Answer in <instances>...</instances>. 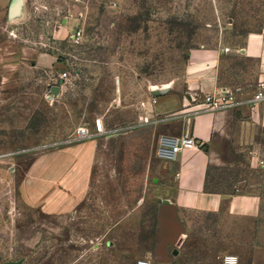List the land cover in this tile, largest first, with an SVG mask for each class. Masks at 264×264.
<instances>
[{"label": "rangeland", "instance_id": "374dc122", "mask_svg": "<svg viewBox=\"0 0 264 264\" xmlns=\"http://www.w3.org/2000/svg\"><path fill=\"white\" fill-rule=\"evenodd\" d=\"M249 32L264 33V0H27L23 20L0 19V50L56 56L50 75L22 68L16 82L11 69L0 83V264H137L149 257L153 264H220L223 254L264 264V152L262 166H252L248 136L234 148L228 173L240 180L232 192L260 197V214L232 217L225 208L178 218L184 233L177 254L154 259L159 200L149 195V164L160 160L153 155V123L141 116L145 102H155L153 85L171 84L172 93L184 94L195 50L239 47ZM223 64L246 75L256 68L229 57ZM58 70L68 79L55 96L50 84ZM97 117L111 134L73 140L80 128L93 130ZM244 125L246 135L262 140V130ZM90 142L81 200L54 212L34 206L24 184L30 164Z\"/></svg>", "mask_w": 264, "mask_h": 264}, {"label": "crops", "instance_id": "0c3cea01", "mask_svg": "<svg viewBox=\"0 0 264 264\" xmlns=\"http://www.w3.org/2000/svg\"><path fill=\"white\" fill-rule=\"evenodd\" d=\"M12 2L0 0V19L7 14L9 22L23 20L27 14V0H23L22 16L13 19L10 18ZM60 32L62 30H57L56 36ZM233 47L229 53L224 51L225 47L195 50L187 67L184 94L172 93L169 87L165 93L153 95L152 88L150 92L155 102H145L141 114L144 120L153 123V135L157 138L155 158L158 140L163 134L194 137L200 144L184 150L174 161L157 158L160 161L152 160L149 164L154 175V192L149 195L159 202L169 201L176 205L180 221L194 213L218 215L225 208L230 216L238 218H255L261 211L258 195L232 192V187L240 180L228 172L232 168L234 148L244 146L246 136L251 140L247 150L251 154L252 166H262L259 160L264 152V133L262 140L256 133L246 135L244 123L249 121L256 130L264 132V101L254 100L258 85L264 82V33L249 32L241 46ZM225 57L247 60L256 68L249 75L238 68L231 67L229 71L223 64ZM55 65L56 56L53 54L38 52L33 57L27 48L0 50V83L5 85L8 82L11 69L17 82L22 68L28 73L34 68L45 69L50 75L49 68ZM63 71H57L56 82L50 84L51 92L55 85H60L59 94L62 93L66 80L59 77ZM61 80H64L63 84ZM220 91L227 93L230 103L210 108L207 95ZM94 130L93 125L90 131ZM91 144L62 147L39 155L26 170L24 184L29 201L47 212L75 206L86 192L83 184L95 148ZM223 255L219 257L220 264Z\"/></svg>", "mask_w": 264, "mask_h": 264}, {"label": "built area", "instance_id": "2783aa9c", "mask_svg": "<svg viewBox=\"0 0 264 264\" xmlns=\"http://www.w3.org/2000/svg\"><path fill=\"white\" fill-rule=\"evenodd\" d=\"M83 36V29L79 27L75 30L72 35L74 41H80ZM224 51L229 53L231 51L230 47H225ZM61 79H68V72L63 71L60 74ZM255 101H264V82L258 85L255 97ZM207 103H209L210 108L216 109L219 107L226 106L230 103V97L226 92L220 91L216 94H208L206 98ZM94 132H91L88 128H80L73 140L83 141L94 136L109 135L113 132L106 127L103 117H97L94 121ZM200 144L197 143L194 137L187 136H174L163 134L159 137L157 148H156V157L165 160V161H174L178 156L188 149L198 147ZM152 258H142L137 261V264H153ZM221 264H240V258L235 254H225L221 258Z\"/></svg>", "mask_w": 264, "mask_h": 264}, {"label": "water", "instance_id": "95a60500", "mask_svg": "<svg viewBox=\"0 0 264 264\" xmlns=\"http://www.w3.org/2000/svg\"><path fill=\"white\" fill-rule=\"evenodd\" d=\"M23 0H13L10 7V18L22 16ZM64 80H61V84ZM168 88L153 89V95L165 93ZM61 86L55 85L52 93L58 96ZM156 236L153 257L156 261H170L177 254V245L183 236L184 228L177 217V207L169 201H160L156 212ZM10 264V263H9ZM15 264V263H11Z\"/></svg>", "mask_w": 264, "mask_h": 264}, {"label": "bare ground", "instance_id": "6f19581e", "mask_svg": "<svg viewBox=\"0 0 264 264\" xmlns=\"http://www.w3.org/2000/svg\"><path fill=\"white\" fill-rule=\"evenodd\" d=\"M163 87H164V88H169V87H171V84L164 85ZM152 88H153V89H157L158 86L153 85ZM149 258H152V257H149Z\"/></svg>", "mask_w": 264, "mask_h": 264}]
</instances>
